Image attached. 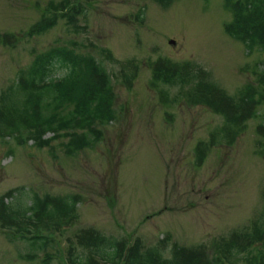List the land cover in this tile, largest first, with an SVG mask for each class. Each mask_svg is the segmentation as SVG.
Returning <instances> with one entry per match:
<instances>
[{"label":"rangeland","instance_id":"374dc122","mask_svg":"<svg viewBox=\"0 0 264 264\" xmlns=\"http://www.w3.org/2000/svg\"><path fill=\"white\" fill-rule=\"evenodd\" d=\"M49 1L0 0V93L38 54L73 47L95 56L109 73L116 118L100 126V141L73 155L65 153L62 137L39 148L31 140L18 144L0 136V197L16 189L6 202L29 205L34 193L81 196L77 221L48 233L51 240L43 247L0 227V264H40L47 253L54 264H67L75 234L87 227L118 239L140 237L145 247L205 244L210 254L234 230H249L255 220L264 228L260 118L248 120L233 144L211 147L198 166L196 144L209 140L223 117L189 103L181 86L150 84V62L163 58L202 67L231 96L247 85L260 88L264 45L248 49L225 32L232 12L224 0H175L167 8L154 0H93L78 18L80 28L59 19L48 31L27 35ZM141 9L143 23L136 20ZM6 33L16 37L13 45L4 44ZM103 48L119 61H136L131 87ZM64 71L57 64L53 76ZM27 253H35L34 259L24 258Z\"/></svg>","mask_w":264,"mask_h":264},{"label":"trees","instance_id":"16d2710c","mask_svg":"<svg viewBox=\"0 0 264 264\" xmlns=\"http://www.w3.org/2000/svg\"><path fill=\"white\" fill-rule=\"evenodd\" d=\"M93 0H50L40 19L29 29V36L53 28L59 19L71 27L80 28L78 18L85 15ZM167 8L175 0H154ZM232 12V20L224 27L232 38L248 49L264 45V0H224ZM136 20L144 22L143 10ZM3 42L13 45L16 37L5 34ZM104 56L119 65L122 82L131 87L138 71L135 60L119 61L102 49ZM57 64L65 71L53 76ZM150 84L181 86L182 95L191 104L204 105L223 117V124L210 134L209 140L195 147L196 164L202 165L211 147L219 143L233 144L250 119L260 118L256 131L260 137V153L264 155V70L257 75L260 88L247 85L238 96H231L207 78V72L190 61L182 63L158 58L150 62ZM186 87V88H185ZM114 91L109 73L93 55L75 52L73 47L57 46L38 54L32 64L19 72L14 85L0 93V136L14 138L18 144L32 140L39 148L50 146L53 140L67 139L65 153L92 147L100 141V126L116 118ZM47 133H52L46 137ZM15 190L0 197V227L12 231L31 244L45 246L50 232L73 225L78 219L79 194L55 196L34 193L31 203L6 202ZM163 242V241H162ZM209 247H194L173 242L145 247L142 239L108 237L93 227L75 234V245L68 249L67 264H264V228L255 220L250 229L232 231ZM168 254V255H166ZM35 253L24 258L33 260ZM47 253L40 264H54Z\"/></svg>","mask_w":264,"mask_h":264}]
</instances>
